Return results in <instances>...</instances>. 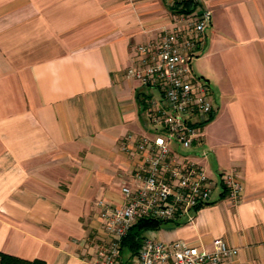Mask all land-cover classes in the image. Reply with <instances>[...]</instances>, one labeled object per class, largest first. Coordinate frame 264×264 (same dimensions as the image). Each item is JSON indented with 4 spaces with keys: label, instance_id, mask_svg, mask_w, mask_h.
<instances>
[{
    "label": "crops",
    "instance_id": "crops-1",
    "mask_svg": "<svg viewBox=\"0 0 264 264\" xmlns=\"http://www.w3.org/2000/svg\"><path fill=\"white\" fill-rule=\"evenodd\" d=\"M194 71L215 111L191 150L218 182L193 223L156 238L239 248L264 264V0H213ZM168 0H0V251L46 264H91L99 200L119 205L132 160L120 140L151 132L154 89L127 76L134 48L171 21ZM198 62L199 70L195 67ZM244 183L226 199L223 172Z\"/></svg>",
    "mask_w": 264,
    "mask_h": 264
},
{
    "label": "built area",
    "instance_id": "built-area-1",
    "mask_svg": "<svg viewBox=\"0 0 264 264\" xmlns=\"http://www.w3.org/2000/svg\"><path fill=\"white\" fill-rule=\"evenodd\" d=\"M171 21L157 36L134 48L127 76L154 89L146 107L151 132L127 133L120 150L132 160L119 205L99 200L102 233L91 264H126L123 244L143 217L193 223L197 211L213 202L218 182L191 153L204 141L203 128L215 111L210 82L193 69L213 20V0H168ZM220 187L233 204L242 201L244 183L236 169L220 175ZM239 248L221 237L211 248L183 239L143 237L131 264H237Z\"/></svg>",
    "mask_w": 264,
    "mask_h": 264
},
{
    "label": "trees",
    "instance_id": "trees-1",
    "mask_svg": "<svg viewBox=\"0 0 264 264\" xmlns=\"http://www.w3.org/2000/svg\"><path fill=\"white\" fill-rule=\"evenodd\" d=\"M212 118L208 122H210ZM164 223L166 222L157 220L155 218L143 217L140 218L133 225V227L130 229L127 236L125 237L123 244L124 245L123 250L126 249L127 252L130 253L129 257L125 259L126 264H131V260L139 252L142 246L144 234L146 232L159 230ZM176 224L179 225L180 223H176ZM0 264H46V263L39 259L27 260L0 251Z\"/></svg>",
    "mask_w": 264,
    "mask_h": 264
},
{
    "label": "rangeland",
    "instance_id": "rangeland-1",
    "mask_svg": "<svg viewBox=\"0 0 264 264\" xmlns=\"http://www.w3.org/2000/svg\"><path fill=\"white\" fill-rule=\"evenodd\" d=\"M195 67H196V69L197 70H199V67H198V62H195ZM169 224H168V222H166V223H164L162 226H163V228L164 227H166V226H168ZM145 235V234H144ZM123 257L126 259V258H128L129 257V255H130V253L129 252H127V250L125 249V250H123Z\"/></svg>",
    "mask_w": 264,
    "mask_h": 264
}]
</instances>
